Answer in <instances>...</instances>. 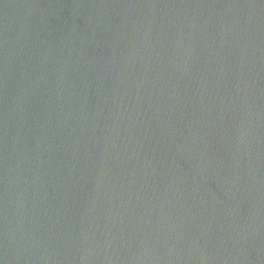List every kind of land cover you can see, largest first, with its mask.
I'll use <instances>...</instances> for the list:
<instances>
[{
    "label": "water",
    "instance_id": "95a60500",
    "mask_svg": "<svg viewBox=\"0 0 264 264\" xmlns=\"http://www.w3.org/2000/svg\"><path fill=\"white\" fill-rule=\"evenodd\" d=\"M0 264H264V0H0Z\"/></svg>",
    "mask_w": 264,
    "mask_h": 264
}]
</instances>
